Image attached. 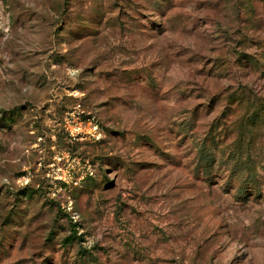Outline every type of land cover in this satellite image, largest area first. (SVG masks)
Wrapping results in <instances>:
<instances>
[{"label":"rangeland","instance_id":"obj_1","mask_svg":"<svg viewBox=\"0 0 264 264\" xmlns=\"http://www.w3.org/2000/svg\"><path fill=\"white\" fill-rule=\"evenodd\" d=\"M0 264H264V0H0Z\"/></svg>","mask_w":264,"mask_h":264},{"label":"trees","instance_id":"obj_2","mask_svg":"<svg viewBox=\"0 0 264 264\" xmlns=\"http://www.w3.org/2000/svg\"><path fill=\"white\" fill-rule=\"evenodd\" d=\"M201 153H208V152L202 151ZM203 160L207 162V165L205 166V167H207V166H208V162H209V160H208L206 154L204 155L202 161H203ZM248 173H249L250 176L253 175L254 178L257 177V174H255V172H250V171L248 170ZM249 175H248V176H249ZM247 181H249V180H245V179L243 180V182H244L245 184L247 183ZM253 183H256V182L254 181ZM28 192H29V193L26 194V197H29V198L32 197L33 194L31 193V191H28Z\"/></svg>","mask_w":264,"mask_h":264}]
</instances>
